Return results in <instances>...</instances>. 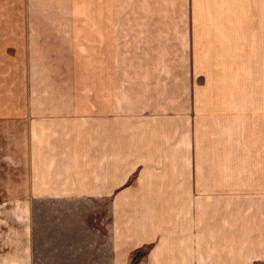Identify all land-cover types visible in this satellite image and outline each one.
<instances>
[{"label": "crops", "instance_id": "0c3cea01", "mask_svg": "<svg viewBox=\"0 0 264 264\" xmlns=\"http://www.w3.org/2000/svg\"><path fill=\"white\" fill-rule=\"evenodd\" d=\"M5 55L0 264H264V0H0Z\"/></svg>", "mask_w": 264, "mask_h": 264}, {"label": "rangeland", "instance_id": "374dc122", "mask_svg": "<svg viewBox=\"0 0 264 264\" xmlns=\"http://www.w3.org/2000/svg\"><path fill=\"white\" fill-rule=\"evenodd\" d=\"M39 43L36 41V94L44 89L54 90L58 81L62 84L76 81L77 88H89L90 40L41 41L44 48ZM10 59V55L0 56L3 64L10 62Z\"/></svg>", "mask_w": 264, "mask_h": 264}, {"label": "built area", "instance_id": "2783aa9c", "mask_svg": "<svg viewBox=\"0 0 264 264\" xmlns=\"http://www.w3.org/2000/svg\"><path fill=\"white\" fill-rule=\"evenodd\" d=\"M132 264H146V263L143 262L142 260H135L132 262Z\"/></svg>", "mask_w": 264, "mask_h": 264}]
</instances>
